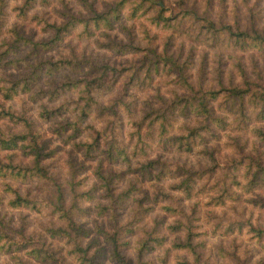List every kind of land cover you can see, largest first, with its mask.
I'll list each match as a JSON object with an SVG mask.
<instances>
[{"label": "trees", "instance_id": "1", "mask_svg": "<svg viewBox=\"0 0 264 264\" xmlns=\"http://www.w3.org/2000/svg\"><path fill=\"white\" fill-rule=\"evenodd\" d=\"M175 3L111 0L99 9V0H77L74 10L69 0H0V264H166L170 254L176 264H211L202 254L208 237L243 230L264 254V28ZM141 15L218 48L216 82L195 74L192 52L174 50L171 35L145 47L115 37L98 42L117 57L141 54L128 64L73 46L58 51ZM226 56L236 83L224 82ZM48 132L73 149L65 150L68 199L55 181L51 196L41 197L16 183L51 181ZM222 138L233 148L224 150ZM86 178L92 182L82 187ZM4 206L47 217L27 235ZM137 231L132 261L123 250ZM213 246L224 256L222 245ZM156 248L161 256L150 254Z\"/></svg>", "mask_w": 264, "mask_h": 264}, {"label": "rangeland", "instance_id": "2", "mask_svg": "<svg viewBox=\"0 0 264 264\" xmlns=\"http://www.w3.org/2000/svg\"><path fill=\"white\" fill-rule=\"evenodd\" d=\"M178 0H165L166 3H171L172 6L177 7L175 3ZM14 2V1H13ZM111 2V0H99V9H104L107 7V3ZM70 6H73L74 10H78L80 6L77 5V0H69ZM57 5V4H56ZM184 5L193 6L198 10H204L206 13L210 14L212 18L216 21H238L241 26H249L250 23H253L258 28H264V0H212V3L209 7H206V0H184ZM149 12H153L150 10ZM149 14V13H148ZM11 23V22H10ZM23 24V23H22ZM178 27H181L179 25ZM23 30L25 32L34 31L35 36H44L43 32H40L33 25L23 24ZM171 35V39L169 41L172 44L174 50H181L184 56L191 51V63L195 74L198 76L200 72H202L203 76H201V80L203 82H216L214 77L217 76L216 64L217 56L216 49H210L206 45L202 44L200 39L191 38L184 33H178L173 31L171 28H161V26L156 25L155 23L150 22L149 19L146 18V15H141L133 18H126L123 16L119 19L112 30H108L106 35H102L97 32L96 35L90 38L83 39H72L69 42H64L62 46L58 48V51L61 53H67L70 49V46L76 48L79 51H85L87 54L100 56L101 54L110 55L114 60L120 59L123 64H128L129 60L138 61L141 54H120V57H117L116 53L113 51H105L100 47L98 42H105L110 40L111 38H116L121 40V42L135 44L140 47H145L147 44H157L161 42L163 44L165 37ZM96 37H98L99 41H96ZM193 47V50H190V47ZM173 50V49H172ZM229 49L228 51H230ZM56 51V50H55ZM93 53V54H92ZM205 56L204 62L203 58ZM243 58L246 61H250V57L248 54L243 55ZM255 58L258 59V63H260L263 58L261 56ZM127 59V62H124ZM228 60V61H227ZM230 60L232 59L226 56L223 61H227V65L223 64L222 73L224 82H227L232 76V81L234 83L239 81V77L236 75H230L227 71L231 65H229ZM222 62V61H220ZM136 64H139L137 62ZM262 67V73H264V64L260 65ZM252 74V73H251ZM255 73L252 74L254 76ZM196 81L197 79L194 78ZM107 100V95L104 97ZM97 112V111H96ZM46 128V125H44ZM49 137V146L44 150H51L52 152L49 156L45 157L44 161L49 163L48 171L51 174V181L40 182L38 183L36 179H31L30 181L25 182H16L19 189L22 192H29L34 196H51V194L55 190V183L63 186L65 190V194L67 199L69 198L70 192L67 187V179L69 178V166L66 163V159L68 158L65 150H73L71 149L69 143H65L62 139L52 136L50 132L46 134ZM243 138H241V142ZM250 142H247L249 145ZM221 147L224 150L228 148H233L223 143V138L220 143ZM160 148H156L155 150H159ZM74 158V159H73ZM72 160L76 162L79 160L80 155L78 153L73 154ZM21 161H27V158H21ZM86 164V162H85ZM94 163H90L92 165ZM85 172H88L87 169H84ZM81 174L78 175V177ZM86 184L82 187H87L92 179L86 178ZM40 184V185H39ZM88 184V185H87ZM39 185V186H38ZM81 187V188H82ZM203 197V196H201ZM192 198L191 200H193ZM184 202H187L185 200ZM126 208V207H125ZM3 209L6 212V215L12 217V224L16 229H22L25 234L29 235L31 233L37 234V231L40 230L41 222L46 220V212H37L28 208H10L4 206ZM247 217L248 211H245ZM129 215L128 209H124L123 213L120 217V220H125V218ZM234 214H227V216H233ZM256 213H253V217ZM93 214H90L91 218L88 222L93 227ZM149 223V222H148ZM261 223L264 224V215L262 217ZM140 233L137 231L131 237V243L125 247L123 252L125 255L134 261L135 259V249L134 240L138 237ZM209 245L205 246L202 250L203 257L209 258L211 264H242L238 263L239 260H243V264H256L259 258H263L264 254L259 248L258 243L254 238H251L247 232L244 230L242 232H232L230 235L225 234H214L208 237ZM62 243V242H61ZM211 245H222L224 250L226 251L224 256L221 257L220 253H216V249L213 246L211 251ZM150 254L161 256L163 254L162 249L156 248V250ZM177 258L175 254H170L168 261L166 264H176ZM110 262L105 260V264H109ZM111 264V263H110ZM155 264H160L159 260H155Z\"/></svg>", "mask_w": 264, "mask_h": 264}]
</instances>
